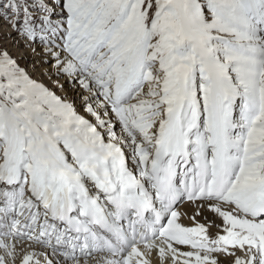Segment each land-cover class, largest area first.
Returning <instances> with one entry per match:
<instances>
[{
    "label": "snow or ice",
    "instance_id": "1",
    "mask_svg": "<svg viewBox=\"0 0 264 264\" xmlns=\"http://www.w3.org/2000/svg\"><path fill=\"white\" fill-rule=\"evenodd\" d=\"M0 20L59 91L0 48V264H264V0Z\"/></svg>",
    "mask_w": 264,
    "mask_h": 264
},
{
    "label": "rangeland",
    "instance_id": "2",
    "mask_svg": "<svg viewBox=\"0 0 264 264\" xmlns=\"http://www.w3.org/2000/svg\"><path fill=\"white\" fill-rule=\"evenodd\" d=\"M8 41L10 43H8ZM26 43L25 39H23L17 32L13 31L7 23L0 20V48L6 49L14 58L18 60L22 67H25L33 75L34 78L39 79L49 87L54 88L52 81L49 80L48 76L42 75V70L40 68L41 66H46L35 65V60L30 57L25 60V55L28 56L30 53L32 54V52L29 51L30 49L26 46ZM34 46L40 49V46ZM53 79L55 78L53 77ZM54 90L56 89L54 88ZM56 91L59 94L58 90Z\"/></svg>",
    "mask_w": 264,
    "mask_h": 264
},
{
    "label": "bare ground",
    "instance_id": "3",
    "mask_svg": "<svg viewBox=\"0 0 264 264\" xmlns=\"http://www.w3.org/2000/svg\"><path fill=\"white\" fill-rule=\"evenodd\" d=\"M9 38H10V37H9ZM9 41H10V40H9ZM9 41H8V43H10ZM37 46H39V45H37ZM29 51H30V50H29ZM37 51H39V48H37ZM28 54H29V53H28ZM28 54H27V55H28ZM29 57H30L31 59H34V60H35V63H36L35 65H37V66H41V64H39V63L37 62L38 59H39L38 57H35V56H33V54L30 53V55H28V56L25 55V60H26L27 58H29ZM40 69H41L42 72H43L44 67L41 66ZM45 75H46V74H45ZM46 76H48V75H46ZM58 92H59V91H58ZM184 222H185L186 224L190 223L186 218H185ZM238 254H240V253H238ZM241 255H242V254H241Z\"/></svg>",
    "mask_w": 264,
    "mask_h": 264
}]
</instances>
